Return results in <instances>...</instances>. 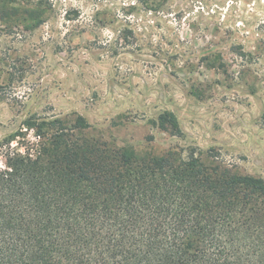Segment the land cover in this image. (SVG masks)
<instances>
[{
	"label": "rangeland",
	"instance_id": "374dc122",
	"mask_svg": "<svg viewBox=\"0 0 264 264\" xmlns=\"http://www.w3.org/2000/svg\"><path fill=\"white\" fill-rule=\"evenodd\" d=\"M165 111L182 137L154 124ZM52 119L264 179V0H0V169Z\"/></svg>",
	"mask_w": 264,
	"mask_h": 264
},
{
	"label": "trees",
	"instance_id": "16d2710c",
	"mask_svg": "<svg viewBox=\"0 0 264 264\" xmlns=\"http://www.w3.org/2000/svg\"><path fill=\"white\" fill-rule=\"evenodd\" d=\"M154 124L183 136L172 111ZM28 126L39 143L0 169V264H264L262 177L215 150L140 155L63 119Z\"/></svg>",
	"mask_w": 264,
	"mask_h": 264
}]
</instances>
